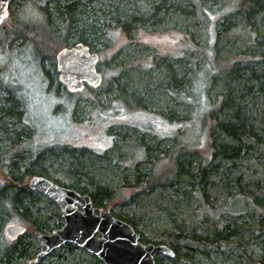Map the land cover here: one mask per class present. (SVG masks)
I'll return each instance as SVG.
<instances>
[{
	"label": "rangeland",
	"instance_id": "374dc122",
	"mask_svg": "<svg viewBox=\"0 0 264 264\" xmlns=\"http://www.w3.org/2000/svg\"><path fill=\"white\" fill-rule=\"evenodd\" d=\"M77 1L68 32L56 14L67 0H13L9 17L0 25V45L9 47L0 50V70L4 76L11 72L27 115L23 122H1L10 131L22 132L24 160L30 162L39 151L54 147L59 158L48 152L44 158L50 180L77 191L96 186L121 190L118 201L110 206L104 201L107 207L98 208L131 221L142 243L170 246L180 227L195 242L194 250L178 245L179 259L160 255L156 264H261L264 211L253 200L264 198V77L244 68H264V63L255 65L264 53V20L247 16L252 0H143L140 11L129 0ZM116 8L138 16L157 10L160 21L135 24L128 33L113 24L106 33L103 15ZM13 23L68 35L70 48L76 46L78 32L87 31L95 47L91 51L100 57L102 89L88 87L68 95L56 66L63 48L43 47L44 53L53 52L55 62L50 54L38 60L31 41L11 35ZM6 94L0 81V98ZM229 94L262 142L241 137L249 147L248 157L218 160L204 175L202 166L211 159L214 137L232 142L214 126L227 112L211 116ZM30 127L33 138L28 136ZM9 148L0 132V150ZM66 149L81 155L70 157ZM65 162L73 164L71 169L84 163L85 175L73 176ZM33 211L42 219L50 217L51 229L42 233L51 234L65 224L60 208L47 196L38 194ZM36 231L28 238L33 242L30 257L18 264L39 253ZM221 232L226 244L218 242ZM92 256L77 246L62 247L42 264H93Z\"/></svg>",
	"mask_w": 264,
	"mask_h": 264
},
{
	"label": "trees",
	"instance_id": "16d2710c",
	"mask_svg": "<svg viewBox=\"0 0 264 264\" xmlns=\"http://www.w3.org/2000/svg\"><path fill=\"white\" fill-rule=\"evenodd\" d=\"M67 1L68 4L64 5L60 10H58L56 14L63 17V20L66 22L65 27H67L66 29L68 32L74 19L72 17V14H74V12L77 10L80 3L77 0ZM129 1H131V3L135 5L136 11L141 10L139 9L140 2L143 0ZM246 1L247 0H245V2ZM251 2V5L248 6L245 10L247 16H259L264 20V0H252ZM41 9L44 13L47 12L44 7H42ZM111 13L113 15H103L104 21H102V25L106 33L113 29V24L120 26V28L116 29H123L128 33V31L135 24L144 26L151 20L154 23L160 21L157 19V10L151 12L150 14H146L145 11H142L141 13L139 12V16L132 14L133 12H131V10H128V13L126 11L120 12L118 8H116L114 12ZM45 14L49 13L47 12ZM204 15L207 16V14ZM208 20L207 18H205L206 27H208L209 25ZM96 22L98 21L96 20ZM223 23L224 25H228V22L226 20ZM121 32L122 34L127 36V34H125L126 32L122 30ZM11 35L14 38L31 41L39 52L37 56L38 60H42L43 58H46L45 56H48L50 54L53 58L52 61L55 62V55L53 56V52L49 53L48 51H46L44 53L42 51L43 47H45V49H50L52 47V49L54 50L57 49L58 46L64 48L71 45L68 42L70 38L68 35L56 36L51 31H37L34 26H21L19 23H13V30L11 31ZM89 35L90 34L87 35V31L84 32V30L78 32V34L76 35L78 37L77 44L83 43L85 45H88L93 51V48L95 47L94 43L91 41V36ZM5 47H8L7 43H5L3 46L0 45V50ZM41 55H43V58ZM262 63H264V53L260 54L258 58L255 59V65H260ZM233 65L234 66L232 70L235 73L237 71V65L235 63ZM244 71H247V73L250 74L254 73V75H258V78L264 77V68H258V66L256 68L246 66L244 68ZM10 73H7L4 76V72L0 70V81H4V86L7 90V94L0 98V132H2L5 136V139L10 142V148L8 150H0V264H18L19 260L28 259L30 257L28 246L33 244V242L28 238L31 237L32 233L36 230L42 233V231L44 230L51 229L50 225L47 224V221L50 219V217L42 219L39 214L37 216L34 214L33 208L37 203V197L39 193L32 191L29 188L28 184L30 179L34 176H42L50 179L49 173L46 169V166L44 165V158L47 152L50 155L59 158V152L56 150V148L49 147L48 149L39 151L37 154H35L30 162H26L24 160V154L22 151L26 140H24V138L22 137V132L10 131L9 128L5 127L1 122L2 119L7 118H16L17 120L23 122L27 117L24 110V102L19 96L20 90L14 84L15 82ZM101 86L93 90L100 91L103 87ZM81 92L74 94L67 92V94L77 95ZM223 111L227 112V118L220 122H218L216 118V123L214 126L220 133L226 135V137H228L233 143H223L218 141V139L214 137L211 142L210 148L211 159L205 166H202V172L204 173V175H206V173H210L217 167H215V162L218 160L234 161L237 159H246L248 157L247 150H249V147L247 148L246 144L242 142L243 140H241V137H247L249 140L259 143L262 142L261 139L257 136L253 127L248 123V120L241 111L240 105L236 103L235 98L231 94H229V97L225 98L222 103H220L219 110L216 111L217 113L215 112L216 114L213 113L211 114V116L213 117L216 115L217 117ZM31 130V132H28V136L33 138L34 127H32ZM64 151L73 158H78V156L81 155L79 154V151H75V149H66ZM64 165L68 166L69 169H67V171H71V174L73 176H75L77 173H84V175L86 173L81 172V170L83 171L85 169L84 163L82 162H79V167L76 166L75 169H71L73 165L72 163L65 162ZM176 171L179 175L181 174V169H177ZM204 175L202 174L200 178H204ZM55 183L63 186L57 181H55ZM124 187L134 188L135 186L126 184ZM72 188H76V185H73ZM78 192L81 194L89 195L92 199L94 207L97 208L102 206L107 207L108 204L110 206L115 201H118V198L123 195L122 194L118 196L121 190L114 191L101 186H96L95 190L93 191H88L86 188H83L81 190L79 189ZM104 201H107L108 204L105 205ZM253 203L260 209V211H264V198L256 197L254 198ZM119 219L127 223L131 222L129 220H124L122 217H119ZM10 224H22L26 226V235L16 241L9 240L5 233V228ZM183 232L184 231L180 227V232L177 235H173L174 243H171L170 245L175 252L176 260L180 258L178 245L183 246L187 249H195V242L192 241L191 238H188L187 235L183 234ZM217 235L219 237L218 242L225 244L228 242V239L225 236L224 232L218 233ZM141 240L143 242V239ZM64 247L74 248L72 244H67L63 246V248ZM59 252L60 250L54 253L58 254ZM184 255L187 256L188 254ZM91 258L93 264H103L98 258L93 256ZM247 258L249 260L251 259L250 257ZM260 263L264 264V256L260 260Z\"/></svg>",
	"mask_w": 264,
	"mask_h": 264
},
{
	"label": "water",
	"instance_id": "95a60500",
	"mask_svg": "<svg viewBox=\"0 0 264 264\" xmlns=\"http://www.w3.org/2000/svg\"><path fill=\"white\" fill-rule=\"evenodd\" d=\"M13 0H0V24L10 15ZM100 61L88 45L78 43L63 48L57 53L56 66L59 82L69 93H79L86 87L97 89L103 84V75L98 70ZM29 188L47 196L61 210L65 224L51 234L36 231L35 237L41 247L39 253L26 264L42 262L67 244H72L96 256L103 264H156L158 256L175 258L168 245L144 244L134 227L115 217L111 209L94 207L87 194L66 188L54 181L34 176ZM6 235L16 241L27 233V227L11 224Z\"/></svg>",
	"mask_w": 264,
	"mask_h": 264
},
{
	"label": "bare ground",
	"instance_id": "6f19581e",
	"mask_svg": "<svg viewBox=\"0 0 264 264\" xmlns=\"http://www.w3.org/2000/svg\"><path fill=\"white\" fill-rule=\"evenodd\" d=\"M92 52V51H91ZM93 53V52H92ZM100 58V57H99ZM100 62V61H99ZM99 64V63H98ZM59 74V73H58ZM58 80H59V76H58ZM61 84V83H60ZM64 86V85H63ZM65 87V86H64ZM66 89V88H65ZM68 92V91H67ZM6 230V229H5ZM6 233V231H5ZM8 237V236H7ZM9 239V238H8ZM10 240V239H9ZM12 241V240H11Z\"/></svg>",
	"mask_w": 264,
	"mask_h": 264
}]
</instances>
